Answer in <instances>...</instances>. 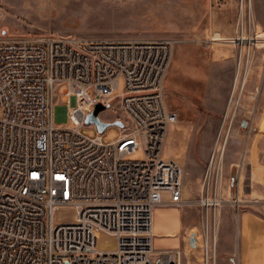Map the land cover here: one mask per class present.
Here are the masks:
<instances>
[{
    "label": "built area",
    "instance_id": "obj_1",
    "mask_svg": "<svg viewBox=\"0 0 264 264\" xmlns=\"http://www.w3.org/2000/svg\"><path fill=\"white\" fill-rule=\"evenodd\" d=\"M237 33L242 37L233 40H257L244 15ZM175 43L0 35V264H184L183 249H156L154 230L158 206L185 200L184 170L163 152L179 120L166 92ZM243 55L241 48L230 104L240 79V91L248 79L249 56L240 78ZM99 103L117 111L114 120H101L122 122L115 141L81 132ZM140 148L144 156L127 158ZM216 151L196 201L204 264H217L215 237L226 203ZM101 233L115 237L114 250L100 247Z\"/></svg>",
    "mask_w": 264,
    "mask_h": 264
},
{
    "label": "rangeland",
    "instance_id": "obj_2",
    "mask_svg": "<svg viewBox=\"0 0 264 264\" xmlns=\"http://www.w3.org/2000/svg\"><path fill=\"white\" fill-rule=\"evenodd\" d=\"M228 1L0 0V35L57 33L80 38H172L176 41V60L180 55L195 59L187 60L184 67L199 66L200 58L214 61L208 65L215 67L214 87L209 93L203 89L200 98L177 93L180 103L188 109L177 108L179 120L170 128L163 151L166 154L169 142H173L170 159L184 170L185 200L182 205L157 207L155 247L183 249L184 264H204L205 243L202 240L193 247L190 236L199 232L201 238L202 218L196 201L215 149L217 161L222 159L226 201L215 240L217 264H264V0H233L237 18L244 15L245 21L256 28L257 40L252 45L245 42L249 38L233 40L216 31L212 13ZM237 34L242 37L236 27L233 37ZM243 34L250 35L248 28ZM241 48L244 60L240 78L247 56L252 62L243 90L240 91V79L230 104ZM221 55L231 57L230 72H225L224 65L214 59ZM116 114L115 109L107 108L100 117L110 122ZM58 122L73 125L70 120ZM81 132L89 137L102 132L103 141L109 143L119 138L121 130L116 123L102 130L87 122ZM170 133L173 137L176 134L172 141ZM144 155L140 148L127 158L135 160ZM66 216L71 217L72 213ZM177 221L182 226L180 233L166 235L162 223L174 225ZM99 244L102 249L114 250L117 242L114 236L101 233ZM211 245L210 249H214L212 239Z\"/></svg>",
    "mask_w": 264,
    "mask_h": 264
},
{
    "label": "crops",
    "instance_id": "obj_3",
    "mask_svg": "<svg viewBox=\"0 0 264 264\" xmlns=\"http://www.w3.org/2000/svg\"><path fill=\"white\" fill-rule=\"evenodd\" d=\"M237 6L234 4L233 0H229L227 3H222L221 7L217 8L214 13H212V20L215 22V29L222 37H233L236 32V27L238 23L237 18ZM176 50V47H175ZM177 53L180 54V49L178 48ZM171 73L168 74L167 81H166V92L167 93V102L168 105L176 110H187L188 106H183L184 104L180 103L178 99L177 93H182L187 95L191 98H200L203 93V89H207L208 93L210 89L214 87V79L213 76L215 74V67L208 66L210 62L204 61L203 58H200L199 66H193L191 68H186L183 65L186 63L187 60H195L194 58L184 57L180 55L179 60H176V55L174 53ZM215 60L222 63L224 65V71H231V67L229 66L232 64L231 57L228 55H221L218 57H214ZM211 62L210 64H213ZM184 108V109H182ZM171 132H176L175 129H171ZM176 136V134H175ZM174 136V137H175ZM174 137L170 133V141L174 139ZM172 143L169 142L168 149L166 150L165 157L170 158L172 154ZM157 212V209H156ZM158 221L154 218V230L158 225ZM166 228V235L175 236L180 233L182 230V226L180 222H175L174 225L162 223ZM157 231V230H156ZM247 231H249L247 229ZM158 233V232H157ZM156 234V232H155Z\"/></svg>",
    "mask_w": 264,
    "mask_h": 264
},
{
    "label": "water",
    "instance_id": "obj_4",
    "mask_svg": "<svg viewBox=\"0 0 264 264\" xmlns=\"http://www.w3.org/2000/svg\"><path fill=\"white\" fill-rule=\"evenodd\" d=\"M106 109V105H104L103 103H99L97 104L96 108L93 110L92 113H90L87 117V122L91 123V122H95L102 130L106 129L108 127L109 122H105L103 120H101L100 118V113L102 111H104ZM116 124H122V122L120 120L115 122ZM198 238L196 236V234H192L190 236V243L193 247H197L198 246Z\"/></svg>",
    "mask_w": 264,
    "mask_h": 264
},
{
    "label": "bare ground",
    "instance_id": "obj_5",
    "mask_svg": "<svg viewBox=\"0 0 264 264\" xmlns=\"http://www.w3.org/2000/svg\"><path fill=\"white\" fill-rule=\"evenodd\" d=\"M251 27V26H250ZM244 39V38H243ZM249 39H251V38H249ZM239 74L237 73V76H238ZM223 154V149L221 150V155ZM185 194V193H184ZM194 234H196V236L198 237V238H200V233L199 232H193ZM192 233V234H193ZM191 234V235H192ZM208 239H209V237H208V235L207 234H205V240H207V242H208ZM215 240H216V237H215Z\"/></svg>",
    "mask_w": 264,
    "mask_h": 264
}]
</instances>
